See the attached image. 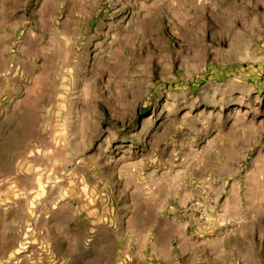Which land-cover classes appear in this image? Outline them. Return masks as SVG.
Segmentation results:
<instances>
[{"label":"rangeland","instance_id":"obj_1","mask_svg":"<svg viewBox=\"0 0 264 264\" xmlns=\"http://www.w3.org/2000/svg\"><path fill=\"white\" fill-rule=\"evenodd\" d=\"M0 264H264V0H0Z\"/></svg>","mask_w":264,"mask_h":264}]
</instances>
